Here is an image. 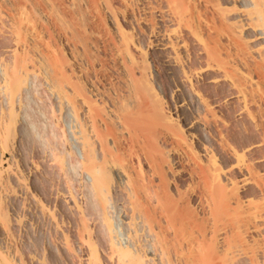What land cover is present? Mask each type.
<instances>
[{
	"label": "bare ground",
	"instance_id": "1",
	"mask_svg": "<svg viewBox=\"0 0 264 264\" xmlns=\"http://www.w3.org/2000/svg\"><path fill=\"white\" fill-rule=\"evenodd\" d=\"M0 264H264V0H0Z\"/></svg>",
	"mask_w": 264,
	"mask_h": 264
}]
</instances>
